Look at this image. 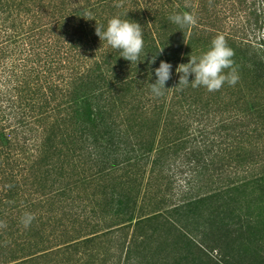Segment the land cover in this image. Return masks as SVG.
Returning <instances> with one entry per match:
<instances>
[{"label": "trees", "instance_id": "obj_1", "mask_svg": "<svg viewBox=\"0 0 264 264\" xmlns=\"http://www.w3.org/2000/svg\"><path fill=\"white\" fill-rule=\"evenodd\" d=\"M185 11L197 24L181 29L169 17ZM113 17L141 24L144 52L137 63L96 35L97 23L106 30ZM217 35L264 76V0H0V249L19 255L10 264H153L148 253L164 226L187 236V256L249 264L243 251L252 247V254L259 239L241 215L209 223L196 239L183 214L209 200L233 205L239 187L186 197L198 184L210 186L211 172L227 176L231 168L236 175L254 165L241 141L242 120L214 122L203 112L206 88L176 87V68L206 53ZM161 61L172 65V76L170 89L157 97L151 83ZM184 146L179 160L186 170L179 174L185 178L173 189L178 175L167 174L175 167L171 157ZM226 159L225 166L218 163ZM111 170L113 185L144 190L138 217L129 194L114 203L86 191ZM145 174L148 183L140 188ZM263 181L264 175L241 186ZM157 183L175 190L180 205L150 212L157 208L151 196L165 195L153 194ZM26 213L34 216L28 227ZM52 241L59 244L46 248Z\"/></svg>", "mask_w": 264, "mask_h": 264}, {"label": "rangeland", "instance_id": "obj_2", "mask_svg": "<svg viewBox=\"0 0 264 264\" xmlns=\"http://www.w3.org/2000/svg\"><path fill=\"white\" fill-rule=\"evenodd\" d=\"M171 28L167 27L166 35L171 34ZM235 55L233 57L234 67L236 69V74L239 79L238 82L232 86L227 83L220 89L215 92H205L204 97L202 98V106H205L203 110L204 115L214 121L219 122L225 118L237 117L242 120L241 124L246 127L247 134L241 139L243 145L247 152L252 156L251 160L254 161L253 164L242 166L241 169H246L245 167L250 166L247 173H239L234 175L232 169H229V172L221 176L213 174L212 183L210 186H206L208 182L198 184V187L192 192V195H189L186 198L191 197L197 199L198 196H203L202 192L204 190L213 191V194H217L218 191L223 192L224 189L229 190L231 193L234 192L233 187H239L234 192V201L233 205L228 203V200H215V203H210V200L201 204H195L185 208L184 216H190V219L186 220L191 224L189 235L193 238H198V234L201 231H206L210 226L209 223L213 222H223V216H237L241 215L246 221L249 222L251 227V232L256 233L255 236L259 239V247L255 250H251L252 247H249L247 250L243 251L244 257L247 259L249 264H263L262 260L264 258V181L263 182H252L247 186H241L248 183L251 179H254L259 176L264 175V76L255 72L253 64L254 60L252 58L248 59V62L243 56L238 52L234 51ZM229 71V70H226ZM201 99L199 96L198 100ZM213 114L214 117H209L208 114ZM219 118V119H218ZM227 142V140H226ZM160 146V143L158 147ZM187 146L180 148L178 151V156H172L171 161H176L174 168L171 169L170 173H167L168 176L172 177L176 173L177 177L172 178V188L177 187V179L185 178V173L182 175L179 174L180 171L186 170V167L183 166L182 161L179 160L181 157V151ZM262 152V153H261ZM182 159V158H181ZM228 159L224 162H218L219 164L225 166ZM225 163V164H224ZM243 165V164H242ZM232 166V165H231ZM229 167V166H228ZM116 173L114 171H108L105 174L109 175L107 178L100 181L105 182H94L90 184V187L86 188L88 194L99 196L98 198H108L116 203L118 198H121L123 194L127 193L131 196L132 201H137L136 210L134 217L139 216V208L142 207L143 192L138 190L132 191L131 186H128L124 182L118 183L114 180H108L111 174ZM187 173V172H186ZM120 175V174H114ZM218 178H224V181H220ZM108 180V181H106ZM256 181V180H255ZM148 183V174H145L140 181L141 186H145ZM159 184V185H157ZM153 184L155 185L153 194L159 190L164 192L163 197L151 196L156 201L157 208L151 211L159 210L165 212L168 208H172L177 204L178 199L172 197V189L161 186V183ZM113 185V186H112ZM234 185V186H233ZM205 186L204 189L200 187ZM87 187V186H85ZM199 190V191H197ZM175 191V190H174ZM173 191V192H174ZM176 192V191H175ZM196 192V193H195ZM225 204V205H224ZM180 205V204H177ZM231 205V206H230ZM224 206V207H223ZM115 208V205H112ZM223 207V208H222ZM136 220V219H135ZM135 220L131 223H135ZM186 221H182L186 223ZM159 231L157 242L153 245L154 249L149 252L148 255L153 259V264H168L172 263L173 258L180 259V264H209L203 260L196 258V256L189 253V242L187 241L184 234L177 232L171 227L164 226ZM48 230V229H46ZM133 228L129 229V235L132 233ZM59 244L55 242H50L46 248H51ZM1 250L0 252V264H10L12 260H16L19 255H15L12 251ZM120 260L123 261V253L120 255ZM14 257V258H13ZM167 259V260H165ZM165 260V261H164ZM245 264V263H244Z\"/></svg>", "mask_w": 264, "mask_h": 264}, {"label": "clouds", "instance_id": "obj_3", "mask_svg": "<svg viewBox=\"0 0 264 264\" xmlns=\"http://www.w3.org/2000/svg\"><path fill=\"white\" fill-rule=\"evenodd\" d=\"M122 6L120 4L117 7ZM87 15V14H86ZM169 19L179 25L181 29L194 27L197 24V18L194 13L183 12L174 14ZM89 20V19H88ZM96 35L100 40L106 41L107 45L120 52V57L131 64L140 60L144 52V38L142 26L133 20L113 17L108 21L106 30H102L97 23ZM185 44L186 41H185ZM164 48L159 52L162 53ZM234 50L228 45L224 35H217L211 42L209 50L199 58L190 56L188 63H181L176 72L180 74L179 82L176 87L187 86L191 84L193 88L204 87L209 92H215L222 89L225 83L234 86L238 82V75L234 67ZM156 57H152V63H155ZM139 64V63H138ZM172 65L166 61H161L160 66L155 69L157 77L154 83H151V92L159 97L163 96L167 81L172 76ZM229 70V71H226ZM194 75V79L189 77ZM34 216L26 213L22 222L28 227Z\"/></svg>", "mask_w": 264, "mask_h": 264}]
</instances>
